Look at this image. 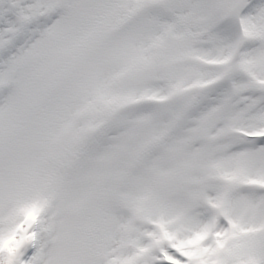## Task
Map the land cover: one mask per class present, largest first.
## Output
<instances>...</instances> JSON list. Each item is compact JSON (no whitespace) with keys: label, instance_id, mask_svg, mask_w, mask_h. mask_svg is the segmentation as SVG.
<instances>
[{"label":"snow or ice","instance_id":"1","mask_svg":"<svg viewBox=\"0 0 264 264\" xmlns=\"http://www.w3.org/2000/svg\"><path fill=\"white\" fill-rule=\"evenodd\" d=\"M0 264H264V0H0Z\"/></svg>","mask_w":264,"mask_h":264}]
</instances>
